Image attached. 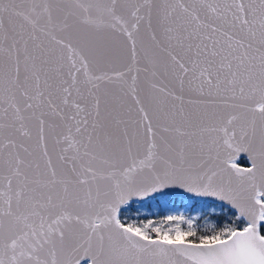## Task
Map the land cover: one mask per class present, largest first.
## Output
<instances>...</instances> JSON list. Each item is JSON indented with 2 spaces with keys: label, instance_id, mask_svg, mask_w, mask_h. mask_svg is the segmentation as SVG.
Listing matches in <instances>:
<instances>
[{
  "label": "snow or ice",
  "instance_id": "snow-or-ice-1",
  "mask_svg": "<svg viewBox=\"0 0 264 264\" xmlns=\"http://www.w3.org/2000/svg\"><path fill=\"white\" fill-rule=\"evenodd\" d=\"M0 264H264V0H0Z\"/></svg>",
  "mask_w": 264,
  "mask_h": 264
}]
</instances>
